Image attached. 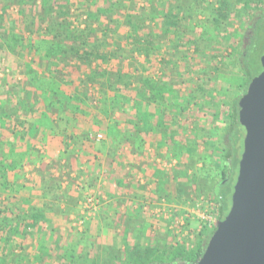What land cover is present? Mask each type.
I'll list each match as a JSON object with an SVG mask.
<instances>
[{
	"label": "trees",
	"instance_id": "16d2710c",
	"mask_svg": "<svg viewBox=\"0 0 264 264\" xmlns=\"http://www.w3.org/2000/svg\"><path fill=\"white\" fill-rule=\"evenodd\" d=\"M10 6L18 20L7 18ZM235 22L240 36L230 30ZM263 28L264 0H0V71L10 57L15 63L0 78V264H197L215 227L201 230L190 249L166 239L140 245L148 212L112 219L100 240L91 224L78 234L65 220L69 232H61L33 200H63L66 215L80 194L61 190L54 176L61 156L45 163L36 146L45 132L70 139L84 150L64 154L73 170L89 141L66 126L97 109L87 130L107 120L131 153L144 155L150 136L156 156L178 159L153 172L152 196L167 186L179 200L208 194L219 220L239 160L238 102ZM116 112L132 117L131 127L112 120ZM207 117L210 126H200ZM51 210L60 213L56 203Z\"/></svg>",
	"mask_w": 264,
	"mask_h": 264
},
{
	"label": "rangeland",
	"instance_id": "374dc122",
	"mask_svg": "<svg viewBox=\"0 0 264 264\" xmlns=\"http://www.w3.org/2000/svg\"><path fill=\"white\" fill-rule=\"evenodd\" d=\"M16 8L14 6H10L7 8V18L18 20L17 19V13ZM16 27H20V25L15 21L13 22ZM239 26V22H235L234 29L231 28L230 30H238V36L241 34V28ZM264 30V28H263ZM260 38L258 40H254L252 43L253 51L250 53L249 56V64L252 71V76H254L256 73L260 71V63L259 58L262 54V51L264 50V32L259 33ZM251 48V49H252ZM229 50H226V52ZM226 52L223 53L224 56H226ZM4 72L0 71V78L4 77L5 74H10L11 70L15 67L14 61L12 62V58L10 57L9 60H7L4 64ZM4 67L1 66L3 69ZM11 69V70H10ZM15 73H13L14 75ZM10 75L8 76L9 79ZM88 115H82L77 116V119L72 121L69 125H67L66 131L69 134H72V131L76 128H80V132L77 136L85 135V132H87V139L89 142L94 143V148L97 146L102 149V143L106 142L107 137L114 138V134H110L107 131V124L110 122L105 120L102 121L101 127L99 129L95 130H87L85 129L86 124L89 123L91 115H99V111L97 109H94L92 107H89L87 110H85ZM101 117V116H100ZM112 120H118L120 122V126L122 124L128 125L129 121L132 117L128 115L121 114L119 112H116L112 116ZM104 120V119H103ZM203 124L200 123V126H210V119L203 118ZM97 134L102 135V139L100 141L94 140L91 136H95ZM63 147H64V153L63 157L60 158V161H58V167L56 168L55 172H57L56 177H58L62 184L65 183H71L72 188L75 192L80 194V198L78 199V212L73 214V218L71 220L72 227L75 229V232L78 234L82 232L85 227L89 226L93 221L96 220L98 213L100 209L105 206V203L109 202V197L107 195L108 192L103 190V182H99V173L98 179L96 178V175L94 177H90V175L86 176V173L88 171H85L82 167L83 163L80 161V166L78 165L73 170L68 171L67 168L64 167L65 164V157L64 154L66 151H71V148L69 149V146L74 147V144L72 141L68 138L63 139ZM146 143V141H145ZM52 144V143H51ZM201 146H204L203 143L200 144ZM52 147V145H50ZM43 148V150H42ZM75 152L80 156L83 154L84 150L78 146L74 147ZM98 154L103 151H99ZM36 149L40 152V154H44L45 147L42 146V144H38L36 146ZM77 150V151H76ZM96 150V149H95ZM44 151V152H42ZM75 154V153H74ZM139 156L138 154H136ZM77 157V156H75ZM95 160V157H92V163ZM98 161V160H97ZM97 161H94V164L97 163ZM55 161L50 162L54 163ZM178 162V159L171 158L166 159L164 157L156 156L154 159H152V164L156 170H161L162 172H167L170 168L174 167ZM87 163V162H86ZM100 165V163H98ZM200 166V164L197 165V167ZM76 170V171H74ZM93 171V170H91ZM76 172H84L83 175H78ZM93 173V172H92ZM73 175V176H72ZM98 180V182H97ZM131 181L134 182V185L136 187L142 188V191L146 192L144 194V197H138V202L136 203L137 206L141 207V211H143V207L146 206L150 212L148 214L150 217H147V227L144 230V234H142V237L139 239V244L142 246H148L152 245L157 240H163L166 239V242L169 243H178L179 245H183L186 248H192L195 244V240L197 237V234L203 230L204 228H213L215 227V224L217 222L218 217V209L216 203L208 196V194H202L197 195L192 192L188 193V197L184 198L182 200H179L177 197V192L175 187L167 186L165 190V194L161 196H152L151 194L154 193V185L158 182L152 179L151 183L145 180V177L141 175H136L131 177ZM156 186V185H155ZM145 189V190H144ZM98 196L101 199V207L99 210L93 214L88 215L87 212H84L82 210V202L87 193H92ZM134 204V203H133ZM134 204V205H136ZM137 206H134V208H137ZM144 212V211H143ZM142 212V213H143ZM143 216V215H142ZM140 219H143L141 217V213L138 215ZM138 228V227H137ZM141 232V231H136ZM117 234L118 231H116ZM133 239V236H131ZM136 238V237H134ZM117 246V244H116ZM123 246H121V249Z\"/></svg>",
	"mask_w": 264,
	"mask_h": 264
},
{
	"label": "water",
	"instance_id": "95a60500",
	"mask_svg": "<svg viewBox=\"0 0 264 264\" xmlns=\"http://www.w3.org/2000/svg\"><path fill=\"white\" fill-rule=\"evenodd\" d=\"M238 102V165L226 206L197 264H264V50Z\"/></svg>",
	"mask_w": 264,
	"mask_h": 264
},
{
	"label": "crops",
	"instance_id": "0c3cea01",
	"mask_svg": "<svg viewBox=\"0 0 264 264\" xmlns=\"http://www.w3.org/2000/svg\"><path fill=\"white\" fill-rule=\"evenodd\" d=\"M121 127L129 128L130 126L122 124ZM79 132L80 128L74 129L72 131L73 137H76ZM87 132H85L86 136L88 134ZM44 134L45 138L44 144H42V146L45 147V152L42 151L44 152V154L41 155L43 161L45 163H50L57 157H63L64 147L62 144V138L59 136H51V134H47L46 132ZM106 139V142L102 143V149L99 147V151H103L100 152V154H98L99 148L97 146L94 148V143L89 142V148L87 149L88 155H86V157H83L81 160L83 163V169L85 171H88V173H86V176L91 174L90 177H94V175H96V178L98 179L97 173H99V176H101L98 180L101 183L103 182L102 189L109 194L107 195L109 197V202L105 203V206L100 209L96 220L91 223V225L93 227L95 226L96 228L94 232H100L98 240L104 238L102 234L107 231L104 227L112 219H130L131 217L133 220L140 214L138 212H143L141 211V207L137 206L136 203L138 202L137 198H143L146 192L142 191V188L136 187V185H134V182L131 181V177L135 176V174H142L145 177V180L150 183L152 179H156V177L152 176L153 172L156 170V168H154L152 164V159L156 157V149L154 144H152L153 137L149 136L146 138V143L144 145L146 153L144 155H141L140 157L137 156L136 153H131L126 145L122 146L117 139L114 140L112 137H107ZM50 145H52V147ZM70 148L71 151L75 150V148H72L71 145L69 146V149ZM74 156L79 155L75 152ZM92 157H95L96 161L98 160L97 163L94 164L95 160L92 163ZM98 163H100V165ZM78 165L80 166V164ZM76 173L80 176L83 175L84 172ZM55 175H57V172L54 171V176ZM64 188L73 189L72 184L68 182L65 184L61 183V190ZM78 202L79 200L75 204H73L72 209H70L69 213L66 215H63V213L68 209V205H66L63 200L57 202L56 200L46 198L42 199L39 204L38 202H35V200H33V205L42 207V210H45L44 215L47 219L51 221H59V224L61 225V232H69L65 230V227L63 226V223L61 224V222H65V220H72L73 214L78 212ZM52 203L58 204L60 208L59 214H55L54 212H52ZM133 203L136 205H134ZM134 206H137V208H134ZM117 231L119 233L117 234V236H120L121 239L123 237L129 238L130 236H132L131 232H123V229H117Z\"/></svg>",
	"mask_w": 264,
	"mask_h": 264
},
{
	"label": "built area",
	"instance_id": "2783aa9c",
	"mask_svg": "<svg viewBox=\"0 0 264 264\" xmlns=\"http://www.w3.org/2000/svg\"><path fill=\"white\" fill-rule=\"evenodd\" d=\"M94 140L96 141H100L102 139V135L101 134H97L95 136H91ZM101 199L96 196L95 194L92 193H87L83 199L82 204V210L84 212H87L88 215L93 214L95 212H97L99 210V208L101 207ZM143 211L144 212H150V210L147 209L146 206L143 207Z\"/></svg>",
	"mask_w": 264,
	"mask_h": 264
}]
</instances>
